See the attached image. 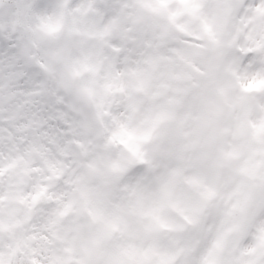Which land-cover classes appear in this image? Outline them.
<instances>
[{"label": "snow or ice", "instance_id": "obj_1", "mask_svg": "<svg viewBox=\"0 0 264 264\" xmlns=\"http://www.w3.org/2000/svg\"><path fill=\"white\" fill-rule=\"evenodd\" d=\"M0 264H264V0H0Z\"/></svg>", "mask_w": 264, "mask_h": 264}]
</instances>
